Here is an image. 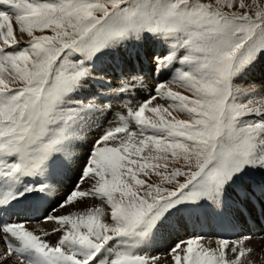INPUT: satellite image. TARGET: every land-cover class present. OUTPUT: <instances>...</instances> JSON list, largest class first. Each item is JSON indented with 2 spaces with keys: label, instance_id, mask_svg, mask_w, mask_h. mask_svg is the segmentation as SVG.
Returning <instances> with one entry per match:
<instances>
[{
  "label": "snow or ice",
  "instance_id": "6c2138e0",
  "mask_svg": "<svg viewBox=\"0 0 264 264\" xmlns=\"http://www.w3.org/2000/svg\"><path fill=\"white\" fill-rule=\"evenodd\" d=\"M256 70L264 0H0V264H264Z\"/></svg>",
  "mask_w": 264,
  "mask_h": 264
},
{
  "label": "bare ground",
  "instance_id": "6f19581e",
  "mask_svg": "<svg viewBox=\"0 0 264 264\" xmlns=\"http://www.w3.org/2000/svg\"><path fill=\"white\" fill-rule=\"evenodd\" d=\"M177 67H179V65H177ZM131 70H133L137 74L145 77V84L147 85V89L145 91H143L142 93H138V94L131 93L132 95H130L128 93V94L121 95V97L119 99H112L111 102L113 104V110H112L113 113L126 112V110L122 107L123 103H125V98H129V97L131 98L132 97V98H135L136 100H139L142 97L146 98V96L149 94V92L152 91L151 85L155 84L157 81H164V80L166 81V80L171 78V72H169L167 74H165V73L158 74L154 70H152L148 64H143V65L134 64V65L131 66ZM172 71L174 72L175 69H173ZM246 77L249 78L252 82H255L258 86L261 84V81H264V73H261L259 70H256V71L248 73L246 75ZM113 83L115 84L116 81H113ZM92 86H93L91 88L92 91H95L98 88V86L95 85V84H92ZM79 95L88 96L89 94L87 93L86 88H83L81 90V92L79 93ZM114 119H115L114 115L109 114L108 117H107V121L104 122L105 126H107L108 121H113ZM93 128L95 129V127H93ZM93 128L91 129L90 132H88L86 140L80 142L82 147H78L76 149V153L80 157H84L85 156V153L83 152L85 150V147H89L90 148L91 143L93 142V137L96 134V133H94ZM79 163L80 162H77L76 165H74L69 171L66 172V174L63 177H61V183L63 185H64V183H67V182L70 181V175H71L72 172L77 173L76 179L78 178ZM74 182H73V184H74ZM73 184H72V186H73ZM72 186H70V187H65L64 186L63 188H61L59 185H57V187L59 188L58 195L62 194L66 190H69ZM88 186L89 185H87V184L84 185L85 188H87ZM86 204L88 206H101V207H104L105 211L108 212L107 206L103 205L99 199L86 198ZM83 208H84V205H81V210H83ZM254 225H255V228H258L259 230L261 229V227H260L258 222L254 223ZM29 226L32 227L33 225L30 224ZM189 227H190V230H191V226H189ZM196 230L202 232L206 236H209V235L215 236V234H217L218 231H219L217 229V227L215 226L214 222L205 223V224H203L202 227H197ZM46 239H49L51 242H54L56 240V237L52 236V237H47ZM254 242L255 241H253V244H254ZM205 244L206 245L208 244L207 240H205ZM255 245H257V243ZM213 246H214V241H213ZM258 264H260L259 259H258Z\"/></svg>",
  "mask_w": 264,
  "mask_h": 264
},
{
  "label": "rangeland",
  "instance_id": "374dc122",
  "mask_svg": "<svg viewBox=\"0 0 264 264\" xmlns=\"http://www.w3.org/2000/svg\"><path fill=\"white\" fill-rule=\"evenodd\" d=\"M15 22L13 21V27H14V30H15V32H16V34H17V36L19 37L21 34L19 33V29H18V26L17 25H15L14 24ZM15 25V26H14ZM23 38H25V40H27V37H26V35L23 37ZM244 79L246 80V81H248V82H252L249 78H247L246 76L244 77ZM165 81V80H164ZM89 84H91V83H89ZM89 84H86L85 86H87V85H89ZM153 87H154V84L153 85H151V88L153 89ZM85 88V87H84ZM138 93H142V92H138ZM137 93V94H138ZM126 94H128V93H126ZM149 95V94H148ZM147 95V96H148ZM147 96H146V98H147ZM136 101V100H135ZM135 103V102H134ZM180 118H183V119H186L187 117L186 116H184V115H180ZM89 151V147H85V150L83 151L85 154L87 153ZM79 174V173H78ZM76 177H77V173H75V172H72L71 173V175H70V181L69 182H67V183H64V186L65 187H70V186H72V184H73V182L75 181V179H76ZM32 225L34 226L35 225V222L33 221V223H32ZM209 236H213V235H209ZM254 244H256L257 243V246H259L260 245V241H258V240H255L254 239ZM257 241V242H256ZM259 243V244H258Z\"/></svg>",
  "mask_w": 264,
  "mask_h": 264
}]
</instances>
